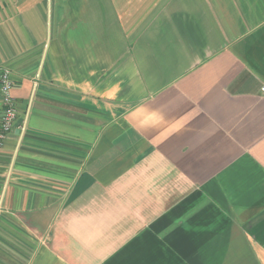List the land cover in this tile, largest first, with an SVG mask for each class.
I'll return each instance as SVG.
<instances>
[{
    "label": "crops",
    "instance_id": "1",
    "mask_svg": "<svg viewBox=\"0 0 264 264\" xmlns=\"http://www.w3.org/2000/svg\"><path fill=\"white\" fill-rule=\"evenodd\" d=\"M5 69L0 264H264V0H0Z\"/></svg>",
    "mask_w": 264,
    "mask_h": 264
},
{
    "label": "built area",
    "instance_id": "2",
    "mask_svg": "<svg viewBox=\"0 0 264 264\" xmlns=\"http://www.w3.org/2000/svg\"><path fill=\"white\" fill-rule=\"evenodd\" d=\"M2 81V93L4 94V107L0 122V146L3 145L7 134L14 127L18 115V109L14 98L11 96V90L13 87L11 73L9 69H5L1 76ZM264 93V86H262Z\"/></svg>",
    "mask_w": 264,
    "mask_h": 264
}]
</instances>
